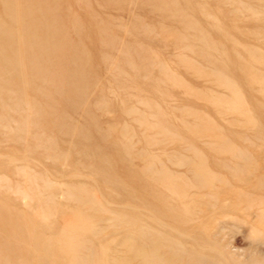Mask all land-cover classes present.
<instances>
[{
    "label": "rangeland",
    "instance_id": "rangeland-1",
    "mask_svg": "<svg viewBox=\"0 0 264 264\" xmlns=\"http://www.w3.org/2000/svg\"><path fill=\"white\" fill-rule=\"evenodd\" d=\"M0 264H264V0H0Z\"/></svg>",
    "mask_w": 264,
    "mask_h": 264
}]
</instances>
